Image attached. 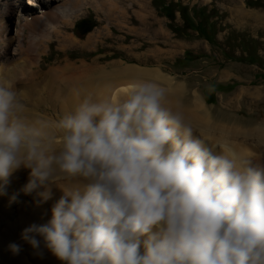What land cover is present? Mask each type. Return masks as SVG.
Returning <instances> with one entry per match:
<instances>
[{"label":"clouds","instance_id":"clouds-1","mask_svg":"<svg viewBox=\"0 0 264 264\" xmlns=\"http://www.w3.org/2000/svg\"><path fill=\"white\" fill-rule=\"evenodd\" d=\"M168 96L142 80L123 98L85 97L56 123L57 150L0 78V195L21 167L37 206L62 193L21 232L38 255L43 243L61 264H264V159L214 151Z\"/></svg>","mask_w":264,"mask_h":264},{"label":"rangeland","instance_id":"rangeland-1","mask_svg":"<svg viewBox=\"0 0 264 264\" xmlns=\"http://www.w3.org/2000/svg\"><path fill=\"white\" fill-rule=\"evenodd\" d=\"M33 1L32 6H27V0H20L19 6L12 7L11 14L9 16L6 15V21L2 22L3 28L7 32L6 38L12 39L7 47L8 52L11 49V45L15 49L14 38L18 31L24 29L28 37L37 35L35 24L42 18L43 10L48 11L46 16L49 15V11H51L50 14H55L66 0ZM146 1V6L142 3V0L114 1L117 6L124 7L125 5H129V7H133V10L148 9L150 11V14H147L144 18H138L133 13L129 14L128 25L134 31L141 33L139 35L133 31H128L122 26L119 27L121 31L117 32L115 27L118 26L117 24H113L112 17L97 15L92 7L83 2L81 11L77 13L76 17L66 20L59 19L55 22L56 27L61 32L72 38L74 36L79 44L73 49H66L65 51L58 48L59 39H56L51 45H44L41 66L47 69L49 66L59 67L60 65L57 62L89 63L98 55L102 57L98 61L99 66L107 65L113 61L136 64L135 60H128V54L131 51L127 47L131 41H136L135 45L138 46V49L135 53L139 54L153 48L166 50L169 48L170 42H173L175 47L172 54L157 55L149 52L142 67L146 70H158L161 74L166 75L168 79L172 80V82L185 85L188 90L196 92L216 119L215 124H221L223 121L228 123H244L245 125L262 124L264 126V76L258 74L261 71L258 65L238 61L245 54H254L255 52L258 54L257 57L255 56L256 62L261 63L259 57L263 58L264 56V0ZM136 2L137 4L134 6ZM235 2L239 3L240 6L244 4L248 7L250 10L245 9L247 12H251V16H229L226 11L227 6ZM65 6L68 9H72L69 5ZM95 6L102 10L99 5ZM182 8H186L190 16H193L194 12L201 11L206 14L205 10H210L213 13L209 22L216 31L214 37L218 42L216 46L210 45L205 39L199 37L195 31L198 37L192 32L188 33L187 36H181L180 33H172V28L178 32L193 31L184 30L183 28V21L179 11ZM68 9L65 13H70ZM167 13L173 16L172 22L167 18ZM258 16L260 17V24L257 20ZM88 18L93 23L91 24L90 32L108 29L111 32L108 36L102 35L92 45H82V41L88 33L80 36L81 30L78 28L77 22L81 20L87 22ZM141 19H143L144 24L141 22ZM156 32H159V34L154 35ZM118 36L126 39L123 42H117L115 38ZM120 45L126 48L119 50L118 47ZM52 51L60 54V57L53 58L51 61L45 63L46 53ZM72 53H75V55H72ZM110 53L116 54L111 55ZM10 61H13V59H10ZM245 89H248L259 100H247L244 98V101H242L243 98L236 99L235 95ZM27 93L28 90H23L21 95H27ZM43 97L46 98L47 95H43ZM25 107H28V105H24ZM57 110V108L55 111L51 110L46 104L41 106V111L45 112L50 119H55L58 116ZM69 113H71V110H66V114ZM58 121H55V123ZM215 131L219 135H223L219 130ZM55 139L56 142H59L60 136L55 137ZM239 141H241V138ZM214 147L222 151L225 146L214 139ZM248 151L255 154L251 149H248ZM24 169L22 168L21 171L23 172ZM80 182L82 181H79L78 178H70L61 183L75 184ZM61 194V191L54 187L53 197L49 200V202L52 201L50 207L36 205L38 209L32 216L28 212H23L21 217L17 215L15 220L18 223L16 228L18 232L4 234V241L7 244L15 241L22 246L18 264H57L61 262L44 247V251L52 258L54 257L55 260L53 262L38 261L36 253H33L36 251L21 239V232L25 227L32 223L38 224L44 219L48 221L51 218L49 210ZM28 198L35 203L36 197L34 193L28 195ZM1 211L2 206H0V215H2ZM20 225L25 227L20 230Z\"/></svg>","mask_w":264,"mask_h":264},{"label":"bare ground","instance_id":"bare-ground-1","mask_svg":"<svg viewBox=\"0 0 264 264\" xmlns=\"http://www.w3.org/2000/svg\"><path fill=\"white\" fill-rule=\"evenodd\" d=\"M1 1L0 78L14 82L18 96H20V101L23 105H28V107L24 108L23 115L29 122L34 123L38 120L47 121L51 125L50 130L53 131L55 137H58L60 134L56 130L54 122L66 115V110L73 112L85 97L91 96L94 100L110 97L116 100L117 98L125 97L135 82L151 80L161 83L169 89L167 106L175 109L177 104H179L186 118L196 129L197 134L210 147L212 146L214 151L224 154H230L234 151L241 157L254 161L264 159V126L262 124L245 125L244 123H228L223 121L221 124H215L216 119L196 92L188 90L185 85L172 82V80L168 79L166 75L161 74L158 70H146L142 67L149 52L157 55L172 54L175 47L173 42H170L169 48L166 50L153 48L139 54L135 53L138 49V46L135 45L136 41H131L127 47L131 51L128 54V60H135L137 62L136 65L113 61L107 65L99 66L98 61L102 57L96 56L89 63L57 62L60 65L59 67L49 66L47 69L41 66L40 58L44 55V45L49 40L51 34H54L59 39L58 48L62 51L73 49L79 44L71 36L60 33L54 22L59 19L66 20L76 17L77 13L81 11L83 2L92 7L97 15L112 17L113 24H117L118 26L115 27L117 32L121 31L119 27L122 26L128 31L135 32L137 35L141 33L134 31L128 25L129 14L133 13L138 18H144L147 14H150L148 9L133 10V7H129V5H125L124 7L117 6L114 2L115 0H66L55 14L46 16L44 23L36 22L35 29L37 35L28 37L24 29L18 31L14 38L15 49H10L11 52H8L7 47L12 39L6 38L7 32L3 28L2 22L6 21V15L9 16L11 14L12 7L19 6L20 0H3L2 3ZM142 3L145 6L147 5L146 0H142ZM136 4L137 2L134 3V6ZM65 5H69L72 9H68ZM95 5H99L102 10L98 9ZM67 9L70 13H65ZM232 11L244 14L238 6H234ZM257 20L260 24L259 16ZM141 22L144 24L143 19H141ZM110 32L111 30L109 29L91 32L86 36L82 44L92 45L102 35L108 36ZM158 34L159 32L154 33V35ZM125 39L120 36L115 38L117 42H123ZM125 48L122 45L118 47L119 50ZM115 54L111 53V55ZM10 59H13V61H10ZM23 90H28L27 95H21ZM43 95H47V97L44 98ZM235 98H243L242 101H244V98L251 100L256 99V96L248 89H245L239 91L235 95ZM43 104H46L54 111L57 108L58 116L55 119H50L45 112L41 111ZM215 130H219L223 135H219ZM240 138L241 141H239ZM214 139L225 146L222 151L214 147ZM53 148L58 150L59 142H55ZM248 149H251L255 154H252ZM22 168L16 170L10 177L7 194L0 195V206H2V215H0V264H18L20 253L18 255L12 254L8 249L9 244L4 241V234L18 232L16 229L18 223L15 220L17 215L21 217L23 212H28L32 216L38 209L36 204L28 198V195H25L21 191L27 183L29 176V170L25 168L22 172ZM13 193L18 194L17 202L10 203L9 197ZM51 202L47 201L42 205L50 207ZM46 222V219H44L38 224ZM23 227L25 226L20 225V230ZM41 249L42 255L33 252L36 253L38 261L53 262L55 260L54 257L52 258L44 251L43 243L41 244ZM57 264H61V262Z\"/></svg>","mask_w":264,"mask_h":264},{"label":"trees","instance_id":"trees-1","mask_svg":"<svg viewBox=\"0 0 264 264\" xmlns=\"http://www.w3.org/2000/svg\"><path fill=\"white\" fill-rule=\"evenodd\" d=\"M182 18L184 20L185 28L186 29H194L198 31L199 35L206 40H208L211 44L215 43V29L213 25L209 22L210 16L203 12L195 13L194 18L198 20L197 23H194L191 18L185 13L182 12ZM257 53L254 54L249 53L247 56V61L249 63H258L256 62L255 56L257 57ZM260 66L263 67L261 63H258ZM264 76V75H263Z\"/></svg>","mask_w":264,"mask_h":264}]
</instances>
